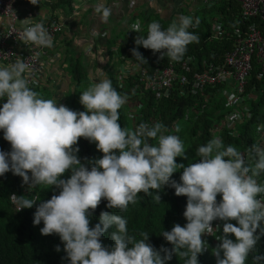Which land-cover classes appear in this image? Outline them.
<instances>
[{
  "label": "trees",
  "instance_id": "1",
  "mask_svg": "<svg viewBox=\"0 0 264 264\" xmlns=\"http://www.w3.org/2000/svg\"><path fill=\"white\" fill-rule=\"evenodd\" d=\"M65 3L68 0H59L57 5L63 8ZM204 4L203 10L219 14L227 29L239 23L237 0ZM180 14L181 23L140 10L134 16L141 23L139 41L134 42L140 49L155 45L151 57L176 48L196 60L212 49L229 48V42H209L210 22L195 12L187 20L186 14ZM119 37L122 53L129 37L125 31ZM67 69L74 87L67 102L55 99L45 84L32 86L19 102L11 125L0 120V264H215L201 249V215L210 210L215 186L211 178L204 181L202 174L225 169L233 158L231 146L248 148L249 129L243 126L237 138L220 134L215 152L213 108L189 119L184 111L193 97L172 92L155 101L145 94L139 125L155 115L153 107L160 120L144 135L149 149L137 151L132 139L130 143L126 138L116 98L118 89L128 97L136 85L127 79L126 87L120 88L110 73L107 93L96 99L97 94L87 95L80 103V90L85 85L93 88L78 59L69 61ZM27 101H33V107ZM212 106L223 105L214 102ZM177 117L179 144L172 145L168 134L161 143L164 147L153 154L161 127ZM18 123L35 129L36 146L45 150L41 157L45 173L29 185L20 176L23 162L33 158L26 138L11 133ZM213 156L217 159L212 163ZM26 173L30 174L29 168ZM201 192L209 200L198 206ZM12 196L19 210L13 209ZM251 197L247 187L231 201L232 233L221 247L226 264H264V211L246 207Z\"/></svg>",
  "mask_w": 264,
  "mask_h": 264
},
{
  "label": "built area",
  "instance_id": "2",
  "mask_svg": "<svg viewBox=\"0 0 264 264\" xmlns=\"http://www.w3.org/2000/svg\"><path fill=\"white\" fill-rule=\"evenodd\" d=\"M18 2L0 0V16L4 23L0 27V119L9 123L13 122L19 102L26 99L31 87L42 84L44 61L41 57L53 46L63 26L62 20L53 17L23 23L19 19ZM237 2L240 6L239 23L229 30L222 17L215 15L208 35L209 42H229V48L212 49L200 60H196L193 54H180L176 48L151 57L155 45L140 49L134 42L135 38L139 41L137 31L141 24L135 18L128 22L125 30L129 37L127 50L121 53V38L116 41L108 66L120 88L126 87L127 79L136 85L126 97L136 148L150 146L144 135L159 120L157 115H150L139 125L143 107L141 99L145 94L154 96L155 101L169 97L172 92L193 97L184 111L189 119H195L213 108L216 119L211 126L213 132H225L237 138L243 126L249 129L251 144L238 151L233 175L227 177L224 171H219L213 177L216 184L213 214L204 215L200 233L202 237L212 238L211 247L216 256L219 242L230 234L229 223L233 215L226 206L225 193H233L249 183L256 186L259 179L264 183V0ZM214 102L221 103L222 108L213 107ZM27 104L33 107V101H27ZM152 112L155 114L154 107ZM179 117L170 126L161 128L158 144L176 130ZM19 132L26 137L33 158L32 162H23L20 176L29 185L45 173L46 165L41 161L45 151L35 147L34 130L20 124ZM11 133L15 135L18 131L13 128ZM142 138L146 141L145 145ZM28 168L30 174L26 173ZM207 199V194H200L196 204L203 205ZM253 205L255 209H264V185Z\"/></svg>",
  "mask_w": 264,
  "mask_h": 264
},
{
  "label": "crops",
  "instance_id": "3",
  "mask_svg": "<svg viewBox=\"0 0 264 264\" xmlns=\"http://www.w3.org/2000/svg\"><path fill=\"white\" fill-rule=\"evenodd\" d=\"M58 1L31 0L26 3L19 0L17 8L23 23L49 17L62 20V29L53 46L41 57L44 61L42 84L61 102L64 92H73L74 89L70 74L64 69L66 59L79 60L95 94L101 97L109 89L111 71L108 66L114 46V43L111 46L109 43L114 36L116 41L120 40L119 21L124 19L121 22V31L124 32L128 22L135 19L141 10L144 13H161L180 23L182 17L178 14L182 8L187 7L189 1L197 0H68L63 8L58 7ZM192 9L189 8L190 11ZM3 25L0 16V27ZM54 52L58 55L54 56Z\"/></svg>",
  "mask_w": 264,
  "mask_h": 264
},
{
  "label": "clouds",
  "instance_id": "4",
  "mask_svg": "<svg viewBox=\"0 0 264 264\" xmlns=\"http://www.w3.org/2000/svg\"><path fill=\"white\" fill-rule=\"evenodd\" d=\"M107 93V92H106ZM105 93V94H106ZM104 94V95H105ZM103 95V96H104ZM125 102H126V97H125ZM126 104H127V106H128V103L126 102ZM128 109H129V107H128ZM155 115H156V112H155ZM201 115V114H200ZM157 118L160 120V118H159V116H157ZM181 118V117H180ZM1 121H5V120H2V119H0ZM159 120H158V122H159ZM180 120V119H179ZM179 120H178V122H177V127H176V130L174 131V132H172V133H169V138L170 139H172V145H174V146H177L178 144H179V142H180V136H179V134L180 133H178L177 131H178V128H179ZM216 120V119H215ZM214 120V121H215ZM213 121V122H214ZM7 122V121H6ZM172 122V121H171ZM7 123H9V122H7ZM155 123H157V121L155 122ZM20 124L21 125H23L24 127H27L25 124H23V123H18L17 124V127H18V129L16 130V132L18 131V133H16L15 134V136L16 135H21V136H23V134L22 133H20L19 132V126H20ZM9 125H11V123H9ZM153 126H154V124H153ZM152 126V127H153ZM164 126H167V125H163L162 127H164ZM170 126V125H169ZM212 126V125H211ZM161 127V128H162ZM27 128H29V127H27ZM12 129L13 128H11V131H12ZM30 129V128H29ZM30 130H33V129H30ZM149 131V130H148ZM34 132H35V129H34ZM223 133H225V132H223ZM220 134H222V132H213V130L211 129V140H212V142H213V150L215 151V152H218V150H219V143H218V138H219V136H220ZM228 134V133H227ZM167 136V135H166ZM165 136V137H166ZM23 137H25V136H23ZM164 137V138H165ZM172 137V138H171ZM26 138V137H25ZM35 139H36V134H35ZM27 140V139H26ZM164 140V139H163ZM176 140V142H174ZM141 141L143 142V144L145 145L146 143V141H145V139L144 138H142L141 139ZM37 143V142H36ZM36 143H35V147L36 148H39V147H37L36 146ZM162 143V141H160V143L158 144V143H155V146L154 147H152L151 148V151H152V153L153 154H156V153H158V152H160L161 151V147H164V144H161ZM133 146H134V148L137 150V151H139V150H141L142 148H136L135 147V145L133 144ZM173 146V147H174ZM28 147V146H27ZM149 147L150 146H148V147H143V148H145V149H149ZM40 148H42V147H40ZM29 149V148H28ZM231 149H233V150H231ZM239 150H241V148H236L235 146H231L230 148H229V154L230 155H233V158L231 159V161L229 162V164H227L226 165V168L225 169H223V170H219V171H224L225 172V175L227 176V177H231L232 175H233V172H232V168H233V166H234V164L235 163H237V153H238V151ZM45 151V150H44ZM42 161V160H41ZM156 167V166H155ZM219 171H214V172H212L211 174H210V176H208V174L205 172V173H203L202 174V179L204 180V181H207L209 178H211V180L214 182V180H213V177H214V175L216 174V172H219ZM44 175V174H43ZM42 175V176H43ZM41 176V177H42ZM40 177V178H41ZM40 178H36V179H40ZM34 181V180H33ZM214 193H215V190H216V184H215V182H214ZM264 185V183H263V181H262V179H259L258 181H257V184H256V186H252V184L251 183H249V185L248 186H246V187H244V188H242V189H235L234 190V192L233 193H231V192H226L225 193V203H226V206L228 207V208H230L231 210H232V212H233V215H232V218H231V220H230V223H229V228H230V234L228 235V236H230L231 235V233H232V221H233V217H234V209L232 208V206H231V201L232 200H235L236 199V197H237V195H238V193L240 192H243L247 187H250V188H255V196H253V197H251V198H249L247 201H246V207L247 208H252L253 210H255V211H264V209H255L254 208V201H255V199L257 198V196L259 195V192H260V189H261V187ZM31 193H32V191H31ZM200 194H207V193H205V192H201ZM200 194H198V196L200 195ZM198 196H197V198H198ZM207 196H208V194H207ZM209 198V197H208ZM213 198H214V195H213ZM209 199H207V201H208ZM196 201H197V199H196ZM207 201L203 204V205H205L206 203H207ZM11 203L13 204V209H16V210H19L20 209V205H19V203H18V200H17V198L15 197V196H12L11 197ZM213 203H214V200H212V203H211V205H210V210L208 211L207 209L206 210H204V211H202V215H201V218H202V222H201V224H200V226H199V235H200V237H201V249H202V251L204 252V253H206V255H208L213 261H214V263L215 264H226V258H225V256L224 255H222V253H221V247H222V245L224 244V242L226 241V238L228 237V236H226L224 239H223V241H220L219 242V244H218V247H217V253H218V255L216 256V255H214V250H213V248L211 247V241H212V238L211 237H202V235H201V233H200V231H201V227H202V225H203V223H204V215H208V216H212V214H213ZM198 206H201L200 204H197Z\"/></svg>",
  "mask_w": 264,
  "mask_h": 264
},
{
  "label": "rangeland",
  "instance_id": "5",
  "mask_svg": "<svg viewBox=\"0 0 264 264\" xmlns=\"http://www.w3.org/2000/svg\"><path fill=\"white\" fill-rule=\"evenodd\" d=\"M188 5L190 7H193L192 11H189V8H187ZM188 5H187V7L184 6L182 8V14H184V15L186 14V17H185L186 20H187V18L189 16H191V12H193V13L195 12L200 18L205 19L206 21L210 22V24L212 23L213 17H214V15H213L214 13L211 12V11L203 10L202 7L205 4L201 0H197L196 2L195 1H189ZM123 20L124 19H121L119 21L120 23L118 25L119 28H120V31L118 32V35H122V36H123L124 32L121 31V29H122L121 28V22ZM181 22H182V19L180 20V23ZM126 26H128V25H126ZM111 45H112V43H109V46H111ZM69 61H70L69 59H66L65 63H64L65 64L64 69L66 71H68L67 66H68ZM80 94L82 95V99L80 100V103H81V101L83 102L85 100V99L83 100V98H86L87 95L96 96L94 90H92L90 87H87V85H85L84 88H82L80 90ZM64 95H65L64 101L67 102V100H68V92H64ZM125 97H126V92H124V91H122L120 89H118L116 91L117 104L120 106V109L122 111V119H123V123H124V129L127 132V137L126 138H129L130 143H131V139H132V145H133L134 144V135L133 134L131 135L133 126H132V120H131L130 114H129V109H128V106H127V104L125 102ZM96 98H99V97L96 96L95 99ZM95 107H96V105H95ZM123 149L124 148H122V150ZM216 159L217 158L213 156V158L211 159L212 163L215 162ZM251 190H252V195L255 196V194H256L255 193V188L252 187Z\"/></svg>",
  "mask_w": 264,
  "mask_h": 264
}]
</instances>
